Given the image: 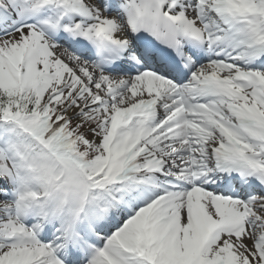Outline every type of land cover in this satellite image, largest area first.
Instances as JSON below:
<instances>
[{"label": "snow or ice", "instance_id": "obj_1", "mask_svg": "<svg viewBox=\"0 0 264 264\" xmlns=\"http://www.w3.org/2000/svg\"><path fill=\"white\" fill-rule=\"evenodd\" d=\"M0 264H264V0H0Z\"/></svg>", "mask_w": 264, "mask_h": 264}]
</instances>
